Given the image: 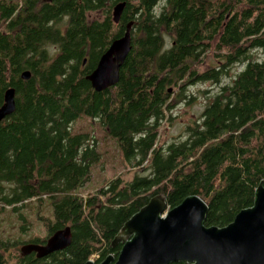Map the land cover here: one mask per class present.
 <instances>
[{"label": "trees", "instance_id": "1", "mask_svg": "<svg viewBox=\"0 0 264 264\" xmlns=\"http://www.w3.org/2000/svg\"><path fill=\"white\" fill-rule=\"evenodd\" d=\"M130 23L120 82L97 92L87 77ZM210 56L217 64L200 71ZM198 83L214 87L200 92L202 114L181 138L161 143L175 103L199 99L187 91ZM9 89L16 110L0 122V204L17 216L19 235L0 234V264L117 258L116 236L157 195L168 210L199 196L209 206L205 226L224 228L264 185V0H0V108ZM84 117L99 121L139 170L87 197L79 191L101 153L90 134L72 131ZM28 208L45 236L30 234ZM68 227L66 250L22 255Z\"/></svg>", "mask_w": 264, "mask_h": 264}, {"label": "water", "instance_id": "2", "mask_svg": "<svg viewBox=\"0 0 264 264\" xmlns=\"http://www.w3.org/2000/svg\"><path fill=\"white\" fill-rule=\"evenodd\" d=\"M125 6L121 3L115 7V24L120 23ZM131 28L130 23L124 36L112 43L87 77L95 91H106L120 82L122 68L132 50ZM31 75L26 71L22 79L29 80ZM15 110V90L9 89L0 108V122ZM208 211V204L196 195L171 210L166 197L157 195L116 236L113 247L123 245L119 256L110 255L100 264H264L263 184L256 190L254 206L242 210L224 228L205 226ZM72 240L68 227L54 234L45 245L24 246L21 253L26 257L36 254L42 259L66 250ZM86 264L97 263L89 260Z\"/></svg>", "mask_w": 264, "mask_h": 264}, {"label": "rangeland", "instance_id": "3", "mask_svg": "<svg viewBox=\"0 0 264 264\" xmlns=\"http://www.w3.org/2000/svg\"><path fill=\"white\" fill-rule=\"evenodd\" d=\"M100 17V16H99ZM217 64V60L213 56L207 57L205 63L200 67V71L210 69ZM214 87L209 83L193 85L187 90L190 94H195L199 97L193 104L178 100L174 106V122L167 124L161 130V143L171 142L177 138H181L184 134V128L189 126L194 121H197L203 112L207 98L201 95L200 92L209 91L211 95ZM209 94H206L209 96ZM103 125L97 120L84 117L80 118L72 124L74 133H88L95 140L98 152L101 153V159L91 167L92 177L90 182L79 191L83 197L95 194V192L106 184V182L117 177H122L124 182H129L133 179L135 173L139 170L132 169L124 162V157L117 146V140L113 139L105 130ZM35 203H32V205ZM45 205V204H44ZM34 206V205H33ZM48 210V207L44 206ZM0 204V234L4 236L17 237L19 235V221L17 216L11 213L10 208L1 211ZM34 208L24 209L32 224V235L45 236V228L35 215ZM33 211V212H32ZM100 259V255H93L90 260L95 263Z\"/></svg>", "mask_w": 264, "mask_h": 264}]
</instances>
